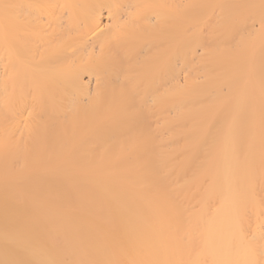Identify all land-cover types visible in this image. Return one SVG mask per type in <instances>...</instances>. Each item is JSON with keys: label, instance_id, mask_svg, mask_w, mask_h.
<instances>
[{"label": "bare ground", "instance_id": "1", "mask_svg": "<svg viewBox=\"0 0 264 264\" xmlns=\"http://www.w3.org/2000/svg\"><path fill=\"white\" fill-rule=\"evenodd\" d=\"M0 264H264V0H0Z\"/></svg>", "mask_w": 264, "mask_h": 264}]
</instances>
